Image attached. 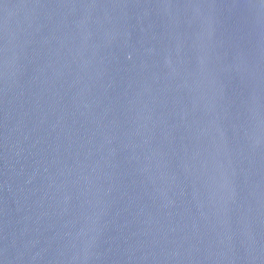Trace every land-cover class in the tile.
<instances>
[{
  "label": "water",
  "instance_id": "water-1",
  "mask_svg": "<svg viewBox=\"0 0 264 264\" xmlns=\"http://www.w3.org/2000/svg\"><path fill=\"white\" fill-rule=\"evenodd\" d=\"M0 264H264V0H0Z\"/></svg>",
  "mask_w": 264,
  "mask_h": 264
}]
</instances>
